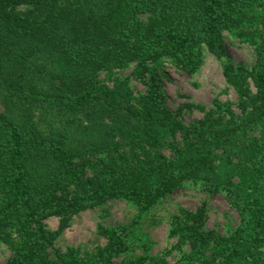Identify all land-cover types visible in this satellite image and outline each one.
<instances>
[{
  "label": "trees",
  "instance_id": "1",
  "mask_svg": "<svg viewBox=\"0 0 264 264\" xmlns=\"http://www.w3.org/2000/svg\"><path fill=\"white\" fill-rule=\"evenodd\" d=\"M227 31L255 40L250 70L223 67L238 93L230 117L228 107L187 125L156 82L137 95L127 80L100 78L150 65L193 75L206 52L225 56ZM186 182L225 194L239 218L223 236L204 228L206 208L174 217L186 262L264 264V0H0L5 264H117L115 231L87 258L56 240L76 214L120 199L142 215Z\"/></svg>",
  "mask_w": 264,
  "mask_h": 264
},
{
  "label": "rangeland",
  "instance_id": "2",
  "mask_svg": "<svg viewBox=\"0 0 264 264\" xmlns=\"http://www.w3.org/2000/svg\"><path fill=\"white\" fill-rule=\"evenodd\" d=\"M224 44L225 56L217 58L206 52L202 66L193 75L173 67L158 69L150 65L146 73L138 74L132 67L111 75L104 73L100 78L110 86L116 79L127 80L137 95L156 82L165 105L187 125L199 122L212 110L219 114L228 107L232 113L226 112V117H230L238 114V93L226 81L223 67L233 63L250 70L255 64V40L227 31ZM200 208H206L204 228L208 231L229 236L239 223L225 194L209 196L200 185L186 182L142 215L134 204L120 199L76 214L58 236L56 246L62 251L76 249L82 258L91 257L109 242L107 231L112 230L124 241L123 250L113 260L117 264H153V258L169 264H188L185 255L190 252V245L181 243L172 233L173 218H184L185 211L196 212ZM60 221L54 215L44 219L52 231L59 229ZM13 254V248L0 241V264H5Z\"/></svg>",
  "mask_w": 264,
  "mask_h": 264
}]
</instances>
